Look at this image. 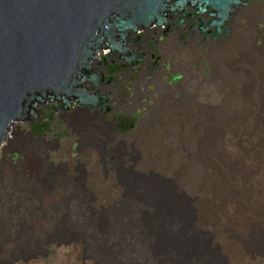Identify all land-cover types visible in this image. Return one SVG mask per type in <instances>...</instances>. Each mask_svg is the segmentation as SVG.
<instances>
[{"label": "bare ground", "instance_id": "bare-ground-1", "mask_svg": "<svg viewBox=\"0 0 264 264\" xmlns=\"http://www.w3.org/2000/svg\"><path fill=\"white\" fill-rule=\"evenodd\" d=\"M236 4L249 9V14H235L233 24L226 23L224 34H218L219 42L210 34L219 30V26H211L210 14H206V20L196 22L193 11H186V23L143 36L130 46L129 64L143 68H132L134 73H130L125 60H115L114 65L111 60L93 73L102 87V92L95 95L93 90H84L87 99L101 100V104H95L93 116L91 110L68 112L55 107L53 112H39L38 124L43 121L40 119L45 121L48 118L60 126V131H69L72 127L81 141L73 143L63 139L57 143L69 145L73 152L82 147L84 155L94 160L107 156L114 164H130L127 158L117 159L119 150L124 151L127 157L133 150L143 151L146 156L152 152L164 156L162 159L138 161L141 166L138 172L144 173L150 165L224 164L225 106L215 112L212 129L218 134L210 138L214 147L211 152L213 159L210 160L207 152L210 140L205 136L207 123L197 118L204 112L192 102L209 103L213 84L227 93V117L245 114L244 111L256 108L254 102L264 101V0H236ZM259 18L261 21L255 26ZM253 116L256 118V114ZM241 125L238 132L230 130L227 176L222 173V178L217 181L197 185L176 184L177 178L192 177L165 169L161 176L136 174L134 180L141 187L140 203L142 207H150L156 216L155 224L151 226L154 228L152 234L159 241L158 246L162 245L167 263L264 264V251L246 248L228 230L234 227L243 235L264 222V130L260 133V129L252 126L244 134V123ZM17 129L9 134L7 150L2 151V157L3 160L15 161L14 165L18 167L19 157L24 155L22 168L31 175V180L17 187L15 172H1V185L8 188L10 196L7 197L12 202L0 205V264H38L49 256L52 245L59 248L70 245L58 241L69 230L80 233L87 226L81 222L78 208L57 209L56 201L64 200L67 193L59 199L54 193L41 194L46 176L36 150L26 145L19 148L17 154L11 151L16 147L11 136H16ZM22 133L35 135L27 131ZM138 133L140 138L135 136ZM37 135L41 133L37 131ZM70 136L73 140L72 133ZM169 137L178 142H166ZM170 151L194 156V159L172 161L167 158ZM196 178L206 177L200 175ZM108 189L116 198L125 193L123 185L110 184ZM16 192L18 196L24 194L30 198L24 207L28 218L25 223H18L16 219ZM204 202L206 206L212 205L218 215L217 220L226 226L227 239L221 230L206 222ZM129 222V215L125 213L120 224L111 229H129ZM19 228L34 229V233L23 236L16 232ZM118 236L112 232L111 235L97 236V239L110 245L118 240ZM226 243L227 254L222 246ZM90 256L98 260L100 254L93 250ZM138 258L141 264H145L142 252Z\"/></svg>", "mask_w": 264, "mask_h": 264}, {"label": "water", "instance_id": "water-1", "mask_svg": "<svg viewBox=\"0 0 264 264\" xmlns=\"http://www.w3.org/2000/svg\"><path fill=\"white\" fill-rule=\"evenodd\" d=\"M169 11L181 12L166 21ZM186 11L196 22L210 14L217 42L235 14H249L236 0H0V152L15 129L38 125L39 112L57 107L93 116L101 100L87 99L84 90L95 95L102 87L87 75L91 63L105 50L120 53L113 65L125 60L134 73L143 67L129 64L130 47L122 52L117 38L126 42L155 26L145 36L161 33L186 23Z\"/></svg>", "mask_w": 264, "mask_h": 264}, {"label": "rangeland", "instance_id": "rangeland-1", "mask_svg": "<svg viewBox=\"0 0 264 264\" xmlns=\"http://www.w3.org/2000/svg\"><path fill=\"white\" fill-rule=\"evenodd\" d=\"M260 21L261 18H259L254 25H259L258 23ZM192 103L204 112L197 118L200 121L207 123L208 131L205 136H208L209 140L212 136L218 134L213 132L212 129V123L216 118L215 112L219 108L225 106L224 120L226 124L224 126L223 136L224 139H226L224 146L226 155L224 164L210 163L204 166H199L195 163H175L160 166L150 165L146 168L148 170L143 173L138 172V169L141 168V166L137 164L138 161L145 160L146 158L162 159L164 156L154 155V152L151 153L152 155L146 156L143 151L133 150L127 157L124 151L119 150L117 152V159L124 160L127 158L131 162L130 164H114L112 159L107 156H102L99 157V159L94 160L93 157L84 155L85 150L82 149V147L79 149L77 148L78 150L73 152L69 145L60 146V144L57 143L58 140L63 142V139H66L73 143L81 140L77 138L75 130L72 127L69 131L72 133L73 140L70 138L71 133H69V131H60V126H58L55 121L48 120V118H46L45 121H49L50 126L48 129H42L43 132L40 136H36L37 130L34 131L32 126L21 127L19 130H16V136H11L16 143V147L12 148L11 151H14V154H17L16 151L26 145H30L36 150L46 176V182H44L43 187L40 189V191H42L41 194L54 193L59 199L62 197L63 193H67L64 200L60 201L59 199L58 202L56 201V205H58L57 209H63L64 207H71L72 209L78 208L81 214V222L87 226V228L80 233H75V231L72 230H69L68 232L66 231L67 233L59 238L58 241L62 243H70V245L62 246L60 248L57 247V245H52L49 248V256L43 258L38 264H141L138 258L140 252L145 255V264H169L165 260L167 256L163 252L162 245L158 246L159 241L155 240V236L152 234V231L154 230L152 227L155 224L156 216L150 207H142L140 203L141 187L139 182L134 180V178L137 177L136 174L141 173L149 176H161L163 175L161 174V171L165 169L168 172L181 174L184 177H192V179L177 178L175 180L176 184L197 185L217 181L222 178L221 176H223V174L227 176L225 169L227 168V140L229 133L231 132L230 130L233 129L234 132H238V130L240 131L242 122L245 127H243L244 134L247 133L252 126L260 129V133L264 130V101L254 102L256 108L244 111L245 114L239 116L228 115L227 117V93L219 90L218 86L213 84L209 103H196L195 100ZM253 114H256V118ZM59 120L63 121L62 118ZM23 131L32 132L35 135L31 136L29 134H23ZM135 136L140 138L139 133ZM173 141L174 143L178 142L171 137L166 139V142ZM213 148L210 140L207 146L210 160L213 159V155L211 156ZM170 152V156L167 158L172 161H188L194 159V156H184L178 155L173 151ZM183 153L187 154L186 151H183ZM7 158H9V154ZM19 158H21V160L18 167H15L14 164H16V162H10L6 159L3 160L2 151L0 152V161L3 160L0 163V205L4 204L3 206H5L7 203L12 202V199L7 197V195L10 196V194L7 193L8 188L6 189L5 186L2 187L1 185V172L4 170L15 172V184L17 187H21L31 180V175L26 173L22 168V161L25 160L24 155H21ZM200 175L206 178L197 179L196 176ZM110 184L123 185L125 187V193L120 196L118 195V198H116L108 189ZM19 192L21 191L19 190ZM17 194V192L14 193V198L16 197L17 202L16 219L18 223H25V220H28V218L24 212V207L29 204L30 198L24 197V194L19 196ZM189 194L192 195L191 192H189ZM192 197L194 196L192 195ZM32 202L33 205L36 204L33 200ZM204 206L205 208L203 211L206 222L211 227L213 226L214 229L221 230L222 235L227 239V228L217 220L218 215L215 214L216 212L212 205L209 204L206 206L204 202ZM139 209L142 213H140ZM125 213L126 215H129L130 228L111 229L113 226L120 224ZM262 225L253 227L247 233L244 232L243 235L242 233H237L234 227H231L228 230L230 231L229 234L233 238H237L238 241H241L246 248L255 251H264V222ZM16 232L21 233L24 236L34 233V229L19 228ZM112 232L114 236L119 235L118 240L113 244L105 245L102 239H97V236H104L107 233L111 235ZM222 246L224 252L227 254V243ZM93 250L99 252L100 256L98 257V260H94L90 256V253ZM158 259H160V263H157Z\"/></svg>", "mask_w": 264, "mask_h": 264}, {"label": "flooded vegetation", "instance_id": "flooded-vegetation-1", "mask_svg": "<svg viewBox=\"0 0 264 264\" xmlns=\"http://www.w3.org/2000/svg\"><path fill=\"white\" fill-rule=\"evenodd\" d=\"M179 12L181 11H169L167 13L166 21L172 18L173 16H175L176 14H178ZM156 27L157 26L153 27L152 29H148V30H145V29L140 30L138 33L130 35L126 42H123L121 39L117 38V43L121 45L122 52L126 50L128 47H130L132 44H134L136 41L141 39L143 36H145L147 33L155 29ZM119 54L120 53L112 54L110 51H106V50L103 51L102 54L99 56V59L91 63L92 67H91V70L87 72V75L89 76L90 74H93L94 72H96L98 69H100L102 66H104L106 63L111 61L113 58H115ZM45 107L47 106L42 107L41 110H43Z\"/></svg>", "mask_w": 264, "mask_h": 264}, {"label": "trees", "instance_id": "trees-1", "mask_svg": "<svg viewBox=\"0 0 264 264\" xmlns=\"http://www.w3.org/2000/svg\"><path fill=\"white\" fill-rule=\"evenodd\" d=\"M38 124V123H37ZM50 126V122L49 121H44L43 120V122H40L39 124H38V126L37 127H35V126H32V129L34 130V131H38V132H40V133H42L43 131H42V128H48V127ZM124 135V134H123Z\"/></svg>", "mask_w": 264, "mask_h": 264}]
</instances>
